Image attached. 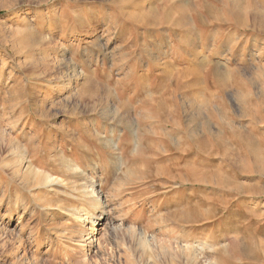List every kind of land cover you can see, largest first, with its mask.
<instances>
[{"label":"rangeland","instance_id":"rangeland-1","mask_svg":"<svg viewBox=\"0 0 264 264\" xmlns=\"http://www.w3.org/2000/svg\"><path fill=\"white\" fill-rule=\"evenodd\" d=\"M174 1L0 0V264H264V174L216 145L264 140V31L193 0L210 59L177 86Z\"/></svg>","mask_w":264,"mask_h":264},{"label":"bare ground","instance_id":"bare-ground-1","mask_svg":"<svg viewBox=\"0 0 264 264\" xmlns=\"http://www.w3.org/2000/svg\"><path fill=\"white\" fill-rule=\"evenodd\" d=\"M134 1L135 0H133V3H134ZM146 1H148V0H146ZM192 1L193 0H176V1H174L173 4H171L168 7V9L166 11L163 12L164 19L166 21L170 20V22H171L174 19V15H175L176 17H175V20L173 21V24L180 26V27L183 26V28H184L183 29L184 33L181 32V35L183 37H182V40L179 41V43H180V45L182 44L181 50L184 51L188 57L187 58L188 68L185 69L183 72H181L177 76V80H176L177 86H179V84L181 83L180 76H183L187 73H188V75H193L195 73V71H197V69H199L200 67H205V66L207 67L206 59L207 58L210 59L208 57V55H206V56L203 54L201 55V51H203L206 48V43L203 42V40H201L202 38L200 36H197L199 33L197 35H195V33H196L194 30L195 25L191 24L189 21V19H190V17H189L190 6L193 4ZM117 2L127 4V3H129V0H117ZM169 2L171 3L172 0H169ZM217 2L219 3L217 5V7H218V9H220V11H217V9H214L213 7H211L210 10L208 9L209 14L214 13V15H213L214 17L212 16L214 18V19L212 18L213 20L218 21V22H221V21L224 22V19H228L230 22L233 23L234 26L240 27V26H246V25L250 24L253 27L252 30L255 29V30H259V31H264V13L262 10H261L262 13L260 12V10H257L256 1H254V0H249V1H246V0H217ZM260 3L263 4L264 0H261ZM134 4H136V3H134ZM139 4H140V7L143 8L142 7L143 4H141L140 2H138L136 5L139 6ZM205 5L207 6V4H205ZM192 6H194V5H192ZM192 6H191V8H192ZM6 7L9 8L10 5L6 6ZM208 7L209 6H207L206 8H208ZM141 8H139V9L141 10ZM79 11L84 12V8L76 10V12H78V13H79ZM87 14H88L89 19H94V16H92L89 13H87ZM104 14H106V13H104ZM149 16L153 17L154 18L153 20L155 22H157L159 20L155 14V10H151L149 12L147 11L146 14L143 12L142 14H140L138 19H140L142 21L148 20L150 22L151 18ZM88 17H86V18H88ZM84 18H85L84 16L82 18L77 17V19H76L77 21L75 23L76 24H79V23L82 24L83 21L85 20ZM160 19H161V17H160ZM154 21L152 23H154ZM77 27H78V25H77ZM87 32H88V29H87ZM31 39L33 40L34 38H31ZM221 43L216 44L217 50L214 53L220 54V48L224 47V44H225V43L224 44H221ZM200 48H201V50H200ZM210 71H211L210 75L212 74L213 78H215V83L217 84V86H219V89L224 90L227 87V83H226L227 79L224 78L225 81H223V79H222L225 72L224 71L222 72V70L217 65V63H215L212 66ZM235 71H233V72H235ZM224 77H226V76L224 75ZM88 82H89V80H88ZM183 86H185V85H182V88H183ZM105 92L107 93V96L110 94L109 90H107V89H105ZM82 94H83V92H82ZM202 102H203V106H204V105H206L207 101L204 100ZM119 105L122 106V108L126 107V104L124 101L119 103ZM190 108L197 116L201 115V109H202L201 104H198V105L192 104V106ZM157 109H159V108H157ZM202 111H203V109H202ZM121 121H122V119H121ZM235 136L238 138L239 143L241 141V143L243 144V145L240 144L242 146V150L240 149L241 151H239L238 148L235 151L232 148L230 149V147L228 146V142L223 137L217 138V144H216L221 149L222 158L225 160V162L227 164H229L230 169L233 171V174L242 175V174H246V173H253V174H256L257 176L264 174V161L261 160L262 157L264 158V140H263V142L258 141L259 142L258 143V142H255V140L252 139V137L250 138L246 135H243L242 133L235 134ZM232 141H234V140H232ZM194 144L197 145L198 147L202 148L203 144H205V143H203L200 136H197V139H195ZM222 167H223V163H222ZM189 172H190L189 175L191 176L190 179H191V181H193V183L194 182H200V180H202L203 178L208 177V175L205 177L204 173H200L199 178L195 177L194 176L195 171L193 170V168L192 169L189 168ZM187 174H188V172H187ZM209 176H210L208 179L209 181H211V177H212V180L215 178H216V180L221 179V175L217 171H214ZM213 176H214V178H213ZM227 178H229V176ZM227 178H225L223 181L230 182ZM233 189L237 190V188H233ZM254 192H256V191H254Z\"/></svg>","mask_w":264,"mask_h":264},{"label":"crops","instance_id":"crops-1","mask_svg":"<svg viewBox=\"0 0 264 264\" xmlns=\"http://www.w3.org/2000/svg\"><path fill=\"white\" fill-rule=\"evenodd\" d=\"M136 1V0H135ZM135 1H134V3H135ZM205 1V3L204 4H207V6H209L208 8H206L207 10L209 9H211V7H215V5H217V0H204ZM201 2H202V0H201ZM109 4V3H108ZM212 5V6H211ZM206 5H205V7H207ZM133 8H134V6H133ZM135 8H136V11H138L139 10V8L140 7H138L137 5H135ZM208 10V11H209ZM107 18L109 19V9H107ZM209 42V41H208Z\"/></svg>","mask_w":264,"mask_h":264}]
</instances>
